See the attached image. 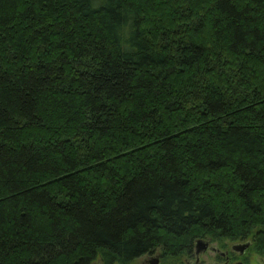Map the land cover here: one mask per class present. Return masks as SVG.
<instances>
[{
    "label": "trees",
    "instance_id": "16d2710c",
    "mask_svg": "<svg viewBox=\"0 0 264 264\" xmlns=\"http://www.w3.org/2000/svg\"><path fill=\"white\" fill-rule=\"evenodd\" d=\"M199 239L264 255V0H0V264Z\"/></svg>",
    "mask_w": 264,
    "mask_h": 264
},
{
    "label": "rangeland",
    "instance_id": "374dc122",
    "mask_svg": "<svg viewBox=\"0 0 264 264\" xmlns=\"http://www.w3.org/2000/svg\"><path fill=\"white\" fill-rule=\"evenodd\" d=\"M245 241H225L224 245L218 244V242H210L211 246L217 247L222 251H228L232 249V245L235 243H244ZM196 250V246H195ZM195 250L194 253L190 256H185L182 259V262L175 260L174 264H195ZM231 254L233 256L232 263H237L238 261H243L244 264H264V255L255 252L252 249H246L245 252L240 256L238 252L232 251ZM159 258V264H164L163 258H161L160 251H155L153 253L145 254L136 260L133 261L132 264H150V261L154 258ZM223 257L220 254L216 253L212 249H208L200 254V262L199 264H222ZM170 261V260H168ZM99 262V261H97ZM168 263V262H167Z\"/></svg>",
    "mask_w": 264,
    "mask_h": 264
},
{
    "label": "water",
    "instance_id": "95a60500",
    "mask_svg": "<svg viewBox=\"0 0 264 264\" xmlns=\"http://www.w3.org/2000/svg\"><path fill=\"white\" fill-rule=\"evenodd\" d=\"M251 245V241H245L244 243H235L232 245V249L236 252H238V254L242 255L245 250ZM211 246L210 241L209 240H205V239H199L196 242V260H195V264H199L200 262V254L204 251H206L209 247ZM212 250L216 251L217 248L215 247H211ZM159 263V258L157 257L156 259H154L153 264H158ZM95 264H100L99 262H96ZM236 264H244L243 261H238Z\"/></svg>",
    "mask_w": 264,
    "mask_h": 264
},
{
    "label": "flooded vegetation",
    "instance_id": "af4514ba",
    "mask_svg": "<svg viewBox=\"0 0 264 264\" xmlns=\"http://www.w3.org/2000/svg\"><path fill=\"white\" fill-rule=\"evenodd\" d=\"M211 247H213V246H210L209 248L211 249ZM208 248V249H209ZM215 248H217V247H215ZM207 249V250H208ZM232 251H234L233 249H231ZM231 250H228V251H222L221 249H218L217 248V250L215 251L216 253H218V254H220L221 255V257H223V260H222V264H233L232 263V259H233V256H232V254H231ZM214 251V250H213ZM240 255V254H239ZM195 256H196V252H195ZM240 256H242V255H240ZM154 259H156V258H154ZM154 259H152L151 261H150V264H153V261H154ZM196 260V259H195ZM159 264V263H158ZM234 264H236V263H234Z\"/></svg>",
    "mask_w": 264,
    "mask_h": 264
}]
</instances>
